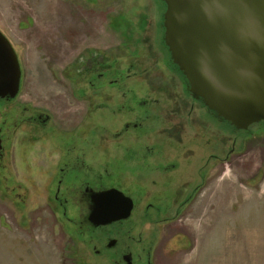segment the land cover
I'll use <instances>...</instances> for the list:
<instances>
[{"label": "flooded vegetation", "instance_id": "1", "mask_svg": "<svg viewBox=\"0 0 264 264\" xmlns=\"http://www.w3.org/2000/svg\"><path fill=\"white\" fill-rule=\"evenodd\" d=\"M156 26L155 51L183 95L177 89L181 97H165L175 94L170 82L151 92L143 81L151 69L142 63L123 64L92 53L80 61L77 100L88 108L73 130L61 129L49 112L25 103L21 57L9 40L19 57L22 79L16 98L0 99V172L8 169L9 147L22 139L19 134L26 131L30 142L45 135L47 147L22 145L21 162L27 163L29 173L46 176L49 215L96 264H156L164 229L192 213L210 184L213 162L227 164L241 153L236 146L244 134L256 133L252 128L235 130L191 96L165 46L162 19ZM254 127L258 131L264 124ZM8 179L3 176L5 182ZM16 186L15 195L25 201V187L20 182ZM111 191L131 202L130 217L97 226L92 220L94 199Z\"/></svg>", "mask_w": 264, "mask_h": 264}, {"label": "rangeland", "instance_id": "2", "mask_svg": "<svg viewBox=\"0 0 264 264\" xmlns=\"http://www.w3.org/2000/svg\"><path fill=\"white\" fill-rule=\"evenodd\" d=\"M164 11L162 0H0V30L21 57L23 100L49 112L61 129H75L88 108L77 100L80 61L92 53L144 64L151 69L143 79L149 90L156 93L170 82L175 94L164 96L178 99L181 86L155 51L156 23ZM254 128V135L245 133L239 140L240 154L225 165L213 162L210 184L192 213L164 229L156 264H226L229 232L243 244L245 236L264 229V127ZM25 133L11 143L8 169L0 172V264H96L49 215L46 176L29 173L20 153L23 146L50 143L42 134L30 142ZM19 182L27 191L25 201L13 191ZM174 234L177 239L170 243ZM254 247V263L246 264H264V239Z\"/></svg>", "mask_w": 264, "mask_h": 264}, {"label": "water", "instance_id": "3", "mask_svg": "<svg viewBox=\"0 0 264 264\" xmlns=\"http://www.w3.org/2000/svg\"><path fill=\"white\" fill-rule=\"evenodd\" d=\"M162 1L164 43L191 96L237 131L264 124V0ZM21 79L0 30V99L16 98ZM130 211L122 193L106 192L94 199L92 220L108 225Z\"/></svg>", "mask_w": 264, "mask_h": 264}, {"label": "crops", "instance_id": "4", "mask_svg": "<svg viewBox=\"0 0 264 264\" xmlns=\"http://www.w3.org/2000/svg\"><path fill=\"white\" fill-rule=\"evenodd\" d=\"M229 215V214H228ZM250 233V231H247ZM250 237H244L243 244L240 240L239 236H236L231 232L227 234V251H226V264H246L249 262L254 263L251 261V253L250 250H254L255 243L258 241H262L264 239V229L261 231L256 232L255 230L249 234ZM250 239L248 243V239ZM254 258V257H253ZM252 258V260H253ZM243 260V261H242Z\"/></svg>", "mask_w": 264, "mask_h": 264}]
</instances>
